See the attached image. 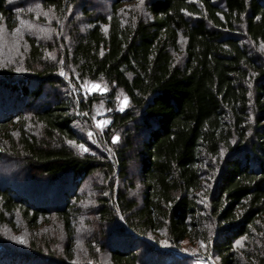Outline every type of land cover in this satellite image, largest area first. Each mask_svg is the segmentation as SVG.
Masks as SVG:
<instances>
[{"label":"trees","instance_id":"1","mask_svg":"<svg viewBox=\"0 0 264 264\" xmlns=\"http://www.w3.org/2000/svg\"><path fill=\"white\" fill-rule=\"evenodd\" d=\"M29 6L45 29L0 67V262L264 264V0H0V24Z\"/></svg>","mask_w":264,"mask_h":264},{"label":"rangeland","instance_id":"2","mask_svg":"<svg viewBox=\"0 0 264 264\" xmlns=\"http://www.w3.org/2000/svg\"><path fill=\"white\" fill-rule=\"evenodd\" d=\"M28 5H29V2H28ZM33 7L34 6H29L26 9L27 12L32 13L34 15V16H32L33 18H29L28 17V15H30L29 13L23 14V12H21V13H19L21 15V17L17 18V22H16V24H15V26L13 28L9 29L4 24L3 25L0 24V67L3 65V62L5 60H8V59L12 60L14 58V56L16 54V52H13L14 50H17V48H19V50L22 49L23 43H24V40H25L24 37L27 36V34L30 33V34H36V35L39 34L40 35V32L45 29L42 25L37 23V20H38L37 17H39L38 14L35 15V13H33L32 11H29V10H33ZM22 20L25 21L24 24H21ZM29 24H31L33 26L31 29H29V27H28ZM17 28L21 29V31L19 33L15 32V29H17ZM63 73H64V71H63ZM61 76L63 77V75H61ZM93 83L99 84L102 88L105 89V87L99 82H94V81L87 82L89 87H91V85ZM80 89H81L82 95L85 96V97L88 96V95L94 94V93H103L104 92V91L103 92H101V91L86 92L83 88H80ZM100 113H102L103 115H100ZM93 117H95V120L108 119L106 117V112L105 111H101V110L98 111L94 116H92L91 123L87 126V128L88 127L89 128L88 129H83L86 134H87V132L89 130H91L92 132H95L96 130H100L99 128L96 127L95 120L93 119ZM0 174L4 175V171L1 170ZM51 222L52 223H56V221L53 220V219L50 220V221L49 220L41 221V223L39 225V228L43 230L45 228L51 227L52 226ZM19 228H18V231L14 230V229L12 231L14 232V234L19 236V240L20 241H23L24 240V238H23L24 236H21L22 232H23L22 231L23 228H21V225L19 226ZM174 251L177 252L180 255L183 254V250H181V249H175ZM196 255L197 254L194 253V257ZM79 256L81 257V254H79ZM208 257H211V256L210 255H205V256L203 255L201 257L196 256V260L192 264H208ZM81 259H83V258H81ZM7 261L8 260L5 257L4 260L2 262H0V264H5V263H7ZM212 264H217L213 258H212Z\"/></svg>","mask_w":264,"mask_h":264},{"label":"snow or ice","instance_id":"3","mask_svg":"<svg viewBox=\"0 0 264 264\" xmlns=\"http://www.w3.org/2000/svg\"><path fill=\"white\" fill-rule=\"evenodd\" d=\"M17 11L19 12V11H22V10H21V9H17ZM121 11H123V10H121ZM24 23H25V21L22 20V21H21V24H24ZM28 27H29V29H31L33 26H32L31 24H29ZM20 31H21L20 28L15 29V32H16V33H19ZM18 70H19V69H18ZM61 75H64L63 71L61 72ZM81 88H83L86 92H90V91H101V92H103V91H105L104 88H102L99 84H96V83H93V84L91 85V87H89L87 83H83V84L81 85ZM118 99H119V98H118ZM126 104H127V98L125 97V98H124V103L121 105V110H123V107H124ZM109 111H110V110H109ZM100 115H103V114L100 113ZM93 119L95 120V117H93ZM109 123H110V121H109L108 119H99V120H95L96 127L99 128L101 132H103V130L105 129V127H106ZM92 136H93V132H92L91 130H89V131L87 132V137H88V139H91ZM120 140H121V137H120L119 134H114V135L111 137V141H112L113 146L117 145V144L120 142ZM69 143H75V141H69ZM93 143H95V141H93ZM79 147H80L83 151H85V152L88 151V149L85 147V145H84L83 143H81V144L79 145ZM109 151H111V149H109ZM130 163H131V162H130ZM203 244H204V242L201 241V245H203ZM208 264H212V257H208Z\"/></svg>","mask_w":264,"mask_h":264},{"label":"clouds","instance_id":"4","mask_svg":"<svg viewBox=\"0 0 264 264\" xmlns=\"http://www.w3.org/2000/svg\"><path fill=\"white\" fill-rule=\"evenodd\" d=\"M136 187H137V188H139V187H140L139 183H137ZM133 191H134V190H133Z\"/></svg>","mask_w":264,"mask_h":264}]
</instances>
